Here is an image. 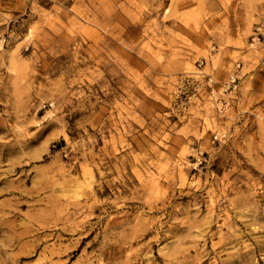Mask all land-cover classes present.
<instances>
[{
	"label": "rangeland",
	"instance_id": "obj_1",
	"mask_svg": "<svg viewBox=\"0 0 264 264\" xmlns=\"http://www.w3.org/2000/svg\"><path fill=\"white\" fill-rule=\"evenodd\" d=\"M0 264H264V0H0Z\"/></svg>",
	"mask_w": 264,
	"mask_h": 264
}]
</instances>
